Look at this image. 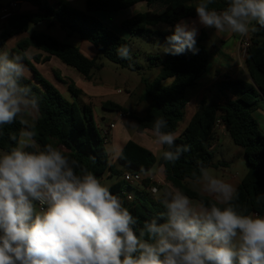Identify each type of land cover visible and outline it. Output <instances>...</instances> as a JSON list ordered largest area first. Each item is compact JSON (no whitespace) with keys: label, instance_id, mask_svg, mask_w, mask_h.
Here are the masks:
<instances>
[{"label":"clouds","instance_id":"9594fccd","mask_svg":"<svg viewBox=\"0 0 264 264\" xmlns=\"http://www.w3.org/2000/svg\"><path fill=\"white\" fill-rule=\"evenodd\" d=\"M214 2L195 6L205 28L240 36L264 28V0H224L220 10ZM197 34L194 22H177L164 53L196 54ZM116 52L133 59L127 44ZM26 72L20 57L0 50V138L6 126H20L0 147V264H264V215L238 208L236 188L208 168L193 176L199 195L212 200L172 188L159 200V217L141 225L101 178L54 143L41 145L39 99L22 83ZM167 127L159 117L150 131L174 164L188 146L176 145Z\"/></svg>","mask_w":264,"mask_h":264},{"label":"trees","instance_id":"16d2710c","mask_svg":"<svg viewBox=\"0 0 264 264\" xmlns=\"http://www.w3.org/2000/svg\"><path fill=\"white\" fill-rule=\"evenodd\" d=\"M14 1L29 2L37 11L14 13L8 18L0 33V45H4L6 40L15 35L27 33L30 26L45 24L49 28L56 24L68 35H75L79 40L86 41L97 54L122 68L131 67V62L117 55L116 49L120 45L129 46L133 36L147 34L150 27L162 24L173 29L181 20L197 18L195 6L199 2V0H87L85 11H78L64 4L52 9L46 4H41V0ZM139 3L145 4L149 10L123 20L119 25L121 30H118L119 33L93 14L119 12ZM155 5H159L158 10L154 9ZM223 6L224 0H215L210 5L217 10ZM172 29L158 35L167 43L166 37L172 34ZM257 29L250 38L244 57L245 71L250 81L227 78L216 84L224 97L223 105L200 102L196 113L175 141L176 145L188 146V151L183 152L174 164L167 163L162 156L156 159L149 150L128 140L119 151L118 161L133 172L148 171L158 164L162 166L165 178L172 187L180 188L194 200L203 199L207 204L211 198L201 197L199 193L187 188L183 182L195 181L193 173L198 175L201 166L207 168L211 164L213 152L208 149L207 142L211 139L213 128L219 120L233 144L243 150L248 168L236 186L237 199L234 203L249 214L264 215V135L260 131L258 120L253 116L262 102L257 88L264 95V28L257 25ZM202 40L201 37L196 39L198 49L196 54L185 51L178 56L165 54L163 58L152 59L160 65V72L151 82L141 80L143 89L137 101L145 105L142 116L138 117L127 108L111 101L101 103V108L122 114L133 121L138 133H151L153 121L159 117L167 120L166 131L176 133L178 124L183 119V109L189 102L188 91L206 72L210 61L209 53L200 44ZM31 47L38 53L28 59L26 52ZM10 54L21 58L27 69L22 83L28 85L39 99L38 142L41 145L47 142L54 143L101 179L107 173L109 176L118 175L110 163L104 138L95 127L91 109L87 106L80 108L75 101L67 100L34 66L55 58L89 81L91 72L98 69L96 57L88 58L75 45L61 42L39 30L29 32L28 37L20 41ZM55 79L67 85L68 92L75 98L82 94L73 83H64L56 75ZM167 79L171 80L170 85L163 86L161 82ZM19 127L18 123L6 126L5 136L0 138V147H6L10 143L9 135L17 134ZM109 188L121 197L141 225L146 220L158 218L159 213L164 211L163 207L155 202L152 201L150 204L147 202L146 196L149 193L128 186L122 180ZM123 192L132 199L127 200Z\"/></svg>","mask_w":264,"mask_h":264},{"label":"crops","instance_id":"0c3cea01","mask_svg":"<svg viewBox=\"0 0 264 264\" xmlns=\"http://www.w3.org/2000/svg\"><path fill=\"white\" fill-rule=\"evenodd\" d=\"M86 1L87 0H41V4H46L52 9H56L58 8L60 4H64L71 9L78 10V11H85ZM11 2L16 3L15 13L25 14V13L37 11V8L35 6H33L31 3L26 2V1L9 0L7 3H4L3 0H0V7L7 6ZM147 10H149V8L145 4L139 3L130 9L122 10L119 12H124L128 14L126 16L127 18H121V19L126 20V19H129L131 16L135 15L136 13L144 12ZM101 13H105V12H96L93 14L94 16L98 18V15L99 14L101 15ZM114 13H118V12H114ZM121 19L118 20V22L115 21L114 24H110V25L106 23L105 24L108 25L110 28L115 27L117 29L120 23L123 21ZM193 22L196 28L199 25H201L198 21V17L195 19H189L188 21L190 26L193 25ZM4 23L5 21L0 22V33L3 29ZM162 28L164 29H159V30L169 31L171 27L164 25ZM208 29L211 31L213 37H216V40L218 41L219 45H225V47L224 49L221 48V50L218 49L217 47L213 48L214 51L212 52L210 56V61H209L206 72L200 77L196 85L193 87V88H199L198 92H196V94L193 95L190 93V91H188L189 102L186 104L185 108L183 109V119L180 122L183 125L182 127H179L180 123L178 124L177 131H176L177 137L181 135V133L184 131V129L190 122L193 115L196 113L200 102L205 101L209 105H212V104L218 105V106L223 105L224 97L222 95L220 98H218V101L215 102L216 104L214 103L210 104L209 103L210 101L208 99V97L210 98L212 95L214 96V98L217 97L216 93L215 92L211 93L210 89L214 91L213 87H215L218 82L226 80L227 78L241 79L243 81H250L245 71L244 60L242 57V42H247L249 44L250 38L253 36L255 32L250 31L247 35L240 36L238 34H233V33H228V32L216 33L215 29H212V28H208ZM33 30H39L41 32L49 34L61 42L73 44L76 47H78L81 53L84 54L86 57L93 58L94 52H93L92 47H90L83 41L79 40L77 37H74L73 35L72 36L68 35V33H66L56 24H52V26H50L49 28L45 24H39L37 26H30L29 31L27 33H21V34L15 35L9 38L8 40H6L4 45H0V50H6L10 53V51L12 49H16L17 44L20 41L26 39L28 37V33ZM199 37H201L203 40L213 39V37L210 38L206 35L199 36L197 34L196 39H198ZM37 53L38 51H36L34 48L31 47L27 50L26 56L28 59H30L32 56L36 55ZM51 61H53V58H51L49 62ZM49 62H46V63H49ZM34 66L36 67V69L38 68V64H34ZM46 79L50 81L48 78ZM85 87H88V86H85ZM85 87L82 88L83 90L81 88L79 89L83 94V95L81 94L83 97L82 107L87 106L91 109L94 123H95V120L99 122L97 126L95 123V127L97 128L98 132L108 131L109 135H107V141L105 142L107 153H108L107 147L109 148V146H116V145L119 146L117 149V155L112 156V162H111V165L113 166L115 171L118 172V175L109 176V174L107 173V175H105L104 178L101 179L102 182L105 179H110L114 177V182L109 185L110 187L114 183L121 181L122 175L124 173H127V172L131 174L138 173L140 174L142 178L143 184L144 182L147 183L146 185L144 184L145 186L151 185V186L157 187V193L154 195H150V194L149 195L152 197L153 202H155L158 206H161V204L159 203V200L164 197V194L167 190L174 188L166 180L162 166L155 164L148 171L133 172V171H129L126 165L121 164L118 161L117 157H118L119 151L121 150L123 145L128 140H132L138 145L149 150L156 157V159L162 156L161 153L163 149H161V147L155 143V140L151 133L136 132L135 126H133L134 124L133 121L130 120V126H128L123 119V118L125 119L127 118L123 116L122 114L115 113V117H112V118H109V117L102 118L100 116H96L93 111L95 107H93V105L91 104L92 101L90 98L92 96L97 95V90H95L96 88L95 89L92 88V90H86ZM89 93L92 95H90ZM192 98H194V101H190ZM91 105H92V108H91ZM100 108H101V104H100ZM259 111L260 113H258ZM143 113H144V110H143ZM143 113L142 114L133 113V114L139 117V116H142ZM119 115H121L123 118L119 117ZM253 116L258 120L259 128L261 130L260 122L261 121L262 123L264 122V101L263 100L261 102L260 108L255 113H253ZM121 134L122 135L125 134L126 135L125 138H123ZM227 136L228 135L224 129V126L221 123L216 122L213 128L212 137L207 142L208 149L211 152H213L212 162L207 168L210 170L211 175H215L225 180L226 182L231 183L236 188V186L240 183L243 176L246 174L248 168L246 166L245 161L242 160V157L244 156L243 150L239 148L238 146L235 145L237 149H230L227 153L221 152L223 150V144L226 141ZM220 146H222V149L219 148ZM217 154H219V157L216 159L215 157ZM116 159L117 161H115ZM183 184L190 190L199 193L200 185L197 184L195 181L185 180ZM204 196H207L213 199L212 197L208 195H204Z\"/></svg>","mask_w":264,"mask_h":264},{"label":"rangeland","instance_id":"374dc122","mask_svg":"<svg viewBox=\"0 0 264 264\" xmlns=\"http://www.w3.org/2000/svg\"><path fill=\"white\" fill-rule=\"evenodd\" d=\"M8 1L9 0H3L4 3H7ZM154 9L158 10L159 5H155ZM127 15L128 14L124 12L101 13V15L100 14L98 15V18L101 21L103 20L102 22H104V24L106 23L110 25V24H114L115 21L118 22V20H120L121 18H127L126 17ZM121 20H124V19H121ZM186 20L187 22L189 21V19H186ZM186 20H183V21H186ZM163 26L164 25L159 24L157 26L150 27L149 32L147 34L135 35L130 39L129 47L132 51L133 59L131 61V67L129 68H122L120 66H117L111 63L102 55L97 54L95 50L92 48L94 52L93 58L96 57V65L98 66V69H94L91 72V79L89 81H86L74 69L63 65L59 60L55 58H53V61L49 63L38 64L37 70L43 77L48 78L52 82V84L58 88V90L63 94V96L67 100L75 101V103L80 108L82 107V104H83L82 103L83 94L75 98L73 95H71L68 92L67 85L62 84L61 82H58L55 79V75L60 77V79L64 83H73L77 89H80V88L82 89L85 86H88V87H85L86 90H92V88L93 89L96 88L95 90H97V95L92 96L90 98L92 101L91 104L93 105V107H95L93 111L96 116H100L102 118L115 117V113L105 111L100 108V104L103 103L104 101H111L119 105H122L134 114H142L145 105L137 101V98L140 96L142 89H143V84L141 80L143 79L148 82H151L157 77V75L160 72V65H158L156 60H152V59L153 58H163L165 55L163 51V47L167 46V43L161 38V36L158 35L160 32H166V30H162V31L159 30V29H164L165 27L162 28ZM112 28L117 33L121 31L119 29V26L117 29L115 27H112ZM197 30H198L199 36L206 35L210 38L213 37L211 31L208 28L203 27L202 25H199L197 27ZM73 36L77 37L75 35ZM83 42L90 46V44H88L86 41H83ZM200 44L205 47V49L207 50L210 56L212 52L214 51L213 49L214 47H217L220 50L221 48L224 49L225 47V45H219L218 41L216 40V37H213V39L202 40ZM170 83H171L170 79H167L161 82L163 86H169ZM213 89L214 91L212 89H210V91L211 93L215 92L217 97L214 98L213 95L210 98L208 97L210 104L211 103L216 104L215 102L218 101V98L221 97V94L218 92V90H216L217 87L215 86L213 87ZM198 90L199 88H192L189 91L191 94L194 95L196 94V92H198ZM190 101H194V98H192ZM92 105H91V108H92ZM258 113H260V111ZM119 117H122V116L119 115ZM123 119L126 122V124L130 126V120H127L125 118ZM95 123H96V126L99 124L97 120H95ZM263 123L262 121L260 122V127H261L260 131L264 135V124ZM182 125L183 124L180 123L179 127H182ZM99 133L102 136V132L99 131ZM125 136H126L125 134L122 135L123 138H125ZM219 148L222 149V146H220ZM107 149H108V154H109V148L107 147ZM230 149H237V147L233 144L229 136H227L226 141L223 144V150L221 152L227 153ZM218 157H219V154H217L215 158L217 159ZM109 160L111 163L112 162L111 155H109ZM115 161H117V159ZM103 182L107 186H109L110 184L114 182V177L110 179H105ZM146 200L150 204L153 199L148 194L146 196Z\"/></svg>","mask_w":264,"mask_h":264},{"label":"built area","instance_id":"2783aa9c","mask_svg":"<svg viewBox=\"0 0 264 264\" xmlns=\"http://www.w3.org/2000/svg\"><path fill=\"white\" fill-rule=\"evenodd\" d=\"M15 6H16V3L11 2L7 6L0 7V22L6 21L8 18H10L15 13ZM249 44L247 42H242L243 60H244L245 53H246V50H247ZM217 123H221V122L218 120ZM107 134H108V131L102 132V136H103L105 142L107 141ZM121 179L128 186H131L133 188H139V190L146 191L150 195H154L157 193V187L156 186H151V185L144 186V184L142 182V178H141L140 174H138V173H133V174H131L129 172L124 173L122 175ZM122 194L125 195L127 200L132 199L131 196L128 194H125L124 192Z\"/></svg>","mask_w":264,"mask_h":264},{"label":"water","instance_id":"95a60500","mask_svg":"<svg viewBox=\"0 0 264 264\" xmlns=\"http://www.w3.org/2000/svg\"><path fill=\"white\" fill-rule=\"evenodd\" d=\"M170 30H171V28H170ZM257 91L259 92V94L261 95V97H262V100L264 101V95L262 94V92L260 91V89L259 88H257ZM242 160H244L245 161V157L243 156L242 157Z\"/></svg>","mask_w":264,"mask_h":264}]
</instances>
